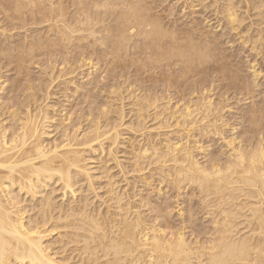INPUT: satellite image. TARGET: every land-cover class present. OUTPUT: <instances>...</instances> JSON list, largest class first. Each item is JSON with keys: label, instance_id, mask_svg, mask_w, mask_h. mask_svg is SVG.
<instances>
[{"label": "bare ground", "instance_id": "6f19581e", "mask_svg": "<svg viewBox=\"0 0 264 264\" xmlns=\"http://www.w3.org/2000/svg\"><path fill=\"white\" fill-rule=\"evenodd\" d=\"M195 2L251 80L156 0H0V264H264V103L214 98L264 0Z\"/></svg>", "mask_w": 264, "mask_h": 264}, {"label": "rangeland", "instance_id": "374dc122", "mask_svg": "<svg viewBox=\"0 0 264 264\" xmlns=\"http://www.w3.org/2000/svg\"><path fill=\"white\" fill-rule=\"evenodd\" d=\"M163 1V2H162ZM156 2H161V3H157L158 5H159V7H160V5H161V7H160V9H159V7H158V9L159 10H157V12L158 11H160V12H158V14L160 13V15H163V16H166L167 18L169 17V15L170 16H174L173 18H171L172 20H170L169 18H168V20H165L166 22H168L169 21V23H172V22H174V23H176V24H178L179 23V21L177 20L178 18H179V20H182V24H183V26L181 25V22H180V25H179V27H181V28H190L191 26H195L196 24V28L199 30V31H207L208 29H209V26H210V29L208 30L212 35H214V36H216L217 38H218V36H220L221 38H222V40H220L221 38L219 37V41H220V43H221V46L223 47V49H225L226 50V54L228 55V57H230L231 58V55H232V58H231V60H235L236 58V60L238 61H241V63H242V65L244 66V69H245V73H244V75H247V78L249 77L250 78V80L252 79V76L250 77V75L249 74H251V71H250V69L248 68L249 67V62L251 61V60H253L254 58H253V56L251 55L252 53H250L249 51H246V50H244L243 49V47L240 45V42L238 41V40H236L234 37H233V35L231 34V35H229V31L227 32V29H225V28H218V24L216 23V20H214L215 18L213 17L214 16V13H212L211 11H208L207 12V10L205 11L201 6H199L198 7V2H195V0H156ZM190 2H192L193 4H191V6H190ZM163 5H164V7H163ZM187 5V6H186ZM189 5V6H188ZM192 5H193V7H192ZM196 5H197V7H196ZM165 6H167V7H165ZM163 7V8H162ZM188 7H189V9H188ZM192 7V8H191ZM194 7H196L195 9H194ZM165 8H167V9H165ZM171 8V10H173V15H172V11L171 12H169L170 10H168V9H170ZM162 9V10H161ZM165 9V10H164ZM193 9V10H192ZM164 10V12H162L161 13V11H163ZM190 10L192 11V12H190ZM193 11H195L194 13H193ZM165 12H168V13H165ZM182 12H184V13H182ZM203 12V13H202ZM171 13V14H170ZM191 13V14H190ZM212 13V14H211ZM164 14H168V15H164ZM187 16H186V15ZM210 14V15H209ZM179 15V16H178ZM190 15H192V16H190ZM213 15V16H212ZM177 16V17H176ZM193 17V18H192ZM205 19H204V18ZM190 18V19H189ZM185 19V20H184ZM198 19L200 20V21H198ZM203 21H202V20ZM210 19V20H209ZM174 20V21H173ZM191 20V21H190ZM204 20H206V21H204ZM176 21V22H175ZM178 21V22H177ZM193 21H195V22H193ZM202 21V22H201ZM187 22L188 23V25L187 24H185V23ZM190 22V23H189ZM193 22V23H192ZM201 22V23H200ZM209 22V23H208ZM206 25H205V24ZM199 24H200V26H199ZM208 24V25H207ZM187 26V27H186ZM201 26H205L204 28L203 27H201ZM212 26V27H211ZM208 27V28H207ZM206 28V29H205ZM215 29V30H214ZM204 31V32H205ZM221 31H222V33H221ZM225 32H226V34H225ZM215 33H217V34H215ZM221 33V34H220ZM223 34H225V35H223ZM223 36V37H222ZM226 36V37H225ZM224 38V39H223ZM225 39H227V40H225ZM231 39L233 40L232 41V43H231ZM235 40V41H234ZM223 41V42H222ZM236 41H238V42H236ZM227 42V43H226ZM234 42H236V43H234ZM228 44V45H227ZM223 45H226V46H223ZM240 45V46H239ZM225 47V48H224ZM226 47H227V49H226ZM238 47V48H237ZM232 48V49H231ZM242 48V49H241ZM238 49V50H237ZM228 52H229V54H228ZM241 52V53H240ZM245 52V53H244ZM247 52V53H246ZM249 52V53H248ZM234 54V55H233ZM237 54V55H236ZM243 55V56H242ZM248 55H250V57L248 56ZM247 58H249V59H247ZM253 58V59H252ZM246 59V60H245ZM248 61V63H246ZM258 62H259V64L261 65V68H264L263 66V63H261V60L259 61V59H258ZM244 64H246V65H244ZM246 66H247V70H246ZM43 67H46V66H43ZM42 69V68H41ZM40 68H35L34 69V74H40L39 72H40V70H41ZM211 75H212V73H211ZM213 76H215V75H213ZM248 78V79H249ZM87 81V78L86 79H84V80H82V82H86ZM106 82H104L103 83V85L105 84ZM222 84H220V83H217V85H216V89H215V95H214V98H217L216 100L217 101H219L220 99H222L223 100V96L225 95H227V97L229 98V101H231V102H229L230 104H233V105H235V106H233V105H231V106H233L235 109H234V113H236V112H238L239 110H241L242 109V107L245 109L246 107H249V105H250V103H251V101H253L254 103H255V105H257L258 103H260L259 102V99H260V101H261V104L262 103H264V98H262V97H264L263 95H264V79H261L260 81H259V87L257 88H254V95L252 94V98H254L253 96H255V95H257L256 96V99H258V100H256L255 98H254V100L252 99V100H250V99H248V96H246V95H240V91H237V90H228L227 88H224L225 86L227 87V84H228V82L227 81H224V84H223V81L221 82ZM219 84V85H218ZM102 85V86H103ZM220 85H222V86H220ZM220 86V87H219ZM223 87V88H222ZM218 88V89H217ZM221 90H220V89ZM219 90V91H218ZM229 91V92H228ZM236 91V92H235ZM256 92H258L257 94H255ZM261 95H260V94ZM258 95H260V96H258ZM241 98L243 99V102H241L240 100H241ZM231 99V100H230ZM240 99V100H239ZM244 99H246V100H244ZM263 100V101H262ZM233 101V102H232ZM238 101V102H237ZM239 101L241 102V104L239 103ZM245 101V102H244ZM249 101H250V103H249ZM257 101V102H256ZM235 102H237V103H235ZM246 102H248V103H246ZM235 103V104H234ZM240 104V105H239ZM243 105H245V106H243ZM247 105V106H246ZM240 106V107H239ZM78 108V107H77ZM79 108H80V106H79ZM230 113H227V115H228V117H231V121H234V118H232L233 116L232 115H229ZM244 131V129H240V131L239 132H243ZM218 144V145H217ZM216 145H217V147L216 146H213V149L214 148H216V149H220L221 148V146L219 147V144H222V142L220 141L219 143H217ZM155 199H156V197H155ZM154 199V200H155ZM151 213L149 212L148 213V215H150ZM174 214H175V211H174ZM151 215H153V214H151ZM150 215V216H151ZM201 215H199V217H200ZM175 220H177V217L175 216V218H174ZM189 231V233H190V228H188V230H186V232H188ZM188 233V234H189Z\"/></svg>", "mask_w": 264, "mask_h": 264}]
</instances>
